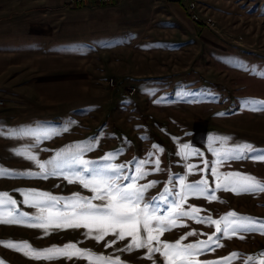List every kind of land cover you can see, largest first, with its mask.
<instances>
[{"label":"rangeland","instance_id":"374dc122","mask_svg":"<svg viewBox=\"0 0 264 264\" xmlns=\"http://www.w3.org/2000/svg\"><path fill=\"white\" fill-rule=\"evenodd\" d=\"M189 2L197 4L201 24L191 22L186 11ZM207 19L211 22L206 26L202 21ZM16 25L22 26L19 33L0 36V52L51 55L24 57L0 72L6 82L13 76L22 79L20 84L1 86L7 89L8 103L0 105V119L11 120L9 124L22 119L0 130V169L15 174L0 178V193L16 200L19 212L31 217L38 214L35 207L24 203L22 193L31 190L63 198L94 194L78 182L69 183L76 177L68 171L47 178L21 175L38 174L40 169L16 152L31 153L46 164L57 153L90 145L83 159L101 166L123 165L121 175L126 176H136L139 167L147 175L137 185L156 181L145 192L144 202L151 212L156 197L155 214L167 216L173 197L179 200L180 178L189 184L207 178L215 188L210 170L218 157L210 149L223 153L251 144L264 150V106L252 103L264 101V0H122L114 6L78 9L64 5L42 19L23 17ZM133 87L135 93L129 97ZM19 97L22 102L14 105ZM197 151L201 155L193 154ZM108 154L113 155L104 161ZM157 158L160 171L155 170ZM189 165L194 166L191 173ZM218 172H240L264 182V162L251 159L228 160ZM82 175L88 178L87 173ZM166 186L173 197L161 200ZM214 194L218 199L211 202L189 195L183 210L195 206L202 209L200 217L220 219L235 212L237 217L264 222V194L235 195L223 190ZM49 231L45 235L39 228L0 225V261L88 264L87 258H29L4 246L3 242L11 241L27 242L37 250L74 243L97 255L119 257L121 264H165L160 253L148 259L146 249L120 251L131 237L106 247L115 240L113 236L98 243L83 228ZM188 232L196 235L187 236ZM214 233L211 224L180 218L159 239L186 245L206 241ZM230 236L221 235L223 246L198 254L197 261L259 264L264 259L260 232L238 231ZM232 253L238 256L225 261ZM249 256L254 259L249 261Z\"/></svg>","mask_w":264,"mask_h":264},{"label":"snow or ice","instance_id":"6c2138e0","mask_svg":"<svg viewBox=\"0 0 264 264\" xmlns=\"http://www.w3.org/2000/svg\"><path fill=\"white\" fill-rule=\"evenodd\" d=\"M264 75V74H262ZM264 106V101H253ZM3 133H0L2 135ZM29 135V133H22ZM12 135V134H10ZM214 140H220L214 137ZM156 147V146H153ZM75 152L57 153V157L48 162H40L35 155L26 152H16L17 156L36 164L40 173H22L21 175L37 176L47 178L49 175H58L66 171L71 172L76 177L75 180L69 179V183L78 182L84 188L89 189L94 195L92 197H82L79 193L73 194L70 198H63L51 195L46 192H37L31 190L30 193H22L25 196L24 203L35 207L38 214L34 217L28 213L19 212L16 208L17 201L12 199L8 193H0V209L10 208L8 211H0V225H18L29 228H39L45 235L50 234L51 230L67 229H85V235L95 239L98 243L104 241L105 237L111 235L114 241H108L106 247H111L115 241H123L131 237L130 242L120 251L131 252L138 249H146V258L151 259L154 253H160L165 260V264H201L197 261L198 254L211 250L215 247H222L219 237L231 238L230 233L235 235L241 232H260L264 235V222L255 221L249 217H237L235 212H229L225 217L212 219L211 216L200 217L198 213L202 211L195 206H189V210H183V205L189 195L197 198H205L210 202L218 197L214 194L216 190L232 192L235 195L240 194H264V182L254 176L242 174L240 172L219 173L218 168L228 160L251 159L264 162V150H257L251 144H242L235 149L223 153L210 149L218 159L211 168V174L214 177L215 188L209 186V180L202 178L194 184L186 183L185 178L179 179L181 186L180 192L176 193L179 200L173 197V193L166 186L161 194V200L164 197H173L171 211L167 216H158V205L153 199L152 210H149V204L144 202V194L148 189L156 185V181H150L148 184L137 185L136 181L143 178L147 173L137 167L136 176L121 175L123 165L107 164L98 165L95 162L83 159V154L91 150L90 145H77ZM188 148V145H184ZM160 152L163 149H158ZM194 155H201L198 151ZM247 154V155H246ZM113 154H108L102 159L109 161ZM148 161H140L145 164ZM159 159L155 161V170L160 171ZM205 169L208 168V162L205 161ZM50 166V168L48 167ZM193 165L188 166L189 173L192 172ZM203 171V170H202ZM82 173H87L86 179ZM15 175L6 169H0V178ZM67 179L68 177L65 176ZM130 181L124 184L123 181ZM31 200V203L29 201ZM93 200L100 203H93ZM180 218H188L196 223H207L215 226V233L208 236L206 241L199 243L182 244L180 240L173 243L162 242L159 239L165 231L171 230L178 224ZM223 222V227L221 223ZM143 231V234L141 233ZM195 232H188L187 236H194ZM187 236L181 239H186ZM240 239H244L241 235ZM155 242V246L154 243ZM5 247L14 251L21 252L23 255L33 259L57 260L64 257L68 260L75 258H87L88 264H121L119 257H105L82 250L74 243H68L62 247H49L43 250L32 248L27 242L15 244L11 241L3 242ZM264 256V253L261 254ZM237 253H232L230 257L224 258L230 261L237 257ZM249 261L254 258L247 257ZM0 264H4L0 261ZM211 264V262H205ZM264 264V259L259 261Z\"/></svg>","mask_w":264,"mask_h":264},{"label":"crops","instance_id":"0c3cea01","mask_svg":"<svg viewBox=\"0 0 264 264\" xmlns=\"http://www.w3.org/2000/svg\"><path fill=\"white\" fill-rule=\"evenodd\" d=\"M65 5V0H0V36H10L19 33L21 25H16V21L25 19H42L46 14L52 12L54 9H60ZM21 30V29H20ZM36 55H43V57H50L51 55L28 53V52H17V51H1L0 52V72L2 69H7L11 66L18 64L17 60H21L24 57H31ZM81 57V56H80ZM17 76L7 78L10 82H6V78L0 77V101L4 105H7V89L1 88L4 85H16L20 84L21 80L16 79ZM2 79H4L2 81ZM22 102V99L17 98L16 103ZM3 105V106H4ZM78 106V105H77ZM6 115V113H5ZM16 117V116H14ZM7 118L0 119V130H4L5 127L10 128L19 121L15 120L14 124L6 122ZM46 127V126H45Z\"/></svg>","mask_w":264,"mask_h":264},{"label":"built area","instance_id":"2783aa9c","mask_svg":"<svg viewBox=\"0 0 264 264\" xmlns=\"http://www.w3.org/2000/svg\"><path fill=\"white\" fill-rule=\"evenodd\" d=\"M122 0H65V5L69 8L78 9V8H87L90 6H97V7H108L114 6L121 2ZM186 11L190 16V20L192 23L201 24L200 17L198 15V7L195 2H189L186 7ZM211 22V19H207V21H202V24L208 25ZM135 93V88H130L128 92V96L132 97ZM3 102L0 101V105Z\"/></svg>","mask_w":264,"mask_h":264},{"label":"trees","instance_id":"16d2710c","mask_svg":"<svg viewBox=\"0 0 264 264\" xmlns=\"http://www.w3.org/2000/svg\"><path fill=\"white\" fill-rule=\"evenodd\" d=\"M176 2H177V3H179V2H180V0H176ZM170 3H171V2H170ZM196 25H198V24H196ZM199 26H200V25H199Z\"/></svg>","mask_w":264,"mask_h":264}]
</instances>
